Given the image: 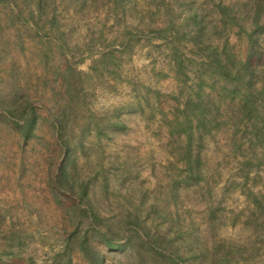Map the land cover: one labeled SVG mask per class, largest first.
<instances>
[{
	"label": "rangeland",
	"instance_id": "obj_1",
	"mask_svg": "<svg viewBox=\"0 0 264 264\" xmlns=\"http://www.w3.org/2000/svg\"><path fill=\"white\" fill-rule=\"evenodd\" d=\"M254 1L0 0V111H37L28 142L0 112L3 264H91L82 238L102 264H264V160L246 179L224 135H206L202 179L186 187L184 119L172 122L210 52L195 27L220 33L228 7L215 43L245 60Z\"/></svg>",
	"mask_w": 264,
	"mask_h": 264
},
{
	"label": "trees",
	"instance_id": "obj_2",
	"mask_svg": "<svg viewBox=\"0 0 264 264\" xmlns=\"http://www.w3.org/2000/svg\"><path fill=\"white\" fill-rule=\"evenodd\" d=\"M252 7V14L246 17L249 25L247 29L240 25V35L246 36L245 60L237 62V56L215 43L217 41L214 36L222 35V31H226L233 21L230 9L226 6L218 7L221 12L218 23L222 29L220 33L217 31L207 34V26L201 22L191 35L195 46L206 44L208 46L203 48L209 49L210 52L203 57L205 62L196 71V84L192 89L195 93L185 101L182 105L183 109L179 111L180 114L172 120L179 126L184 119L185 128L182 127V131H179L177 140L183 146H180L181 153L187 165L186 178L181 181L186 187L196 186L202 179V152L206 135L211 139H215L217 133H222L220 136L224 135L221 141L227 147L231 143L234 148L231 152L241 155V157L235 156L236 159L238 158L237 170L246 179L252 172L251 166L255 163L259 168L261 161L264 160V0H255ZM226 45L228 46L227 42ZM253 58L255 62H252ZM203 75L208 76L207 82L203 81ZM205 84L209 91L205 90ZM2 109L0 112H3V117L13 124V129L21 136L22 141L28 142L35 135L37 111L28 102H25V105L2 107ZM62 114L64 116L65 112ZM63 116L60 114L56 117L54 128L60 149L66 150V141L61 133ZM225 128L227 131L224 133ZM177 131L178 129L171 130V136ZM248 135L249 143L246 147L243 140ZM64 173L62 168L58 170L60 178L64 177ZM260 204V201H255L257 209L260 208ZM133 220L129 222L131 231L141 235L139 219L134 217ZM80 249L91 264L103 263L102 257L88 245L87 239H81ZM207 260V255H204L202 264ZM0 264H3L1 258ZM67 264H72V260L68 258Z\"/></svg>",
	"mask_w": 264,
	"mask_h": 264
}]
</instances>
